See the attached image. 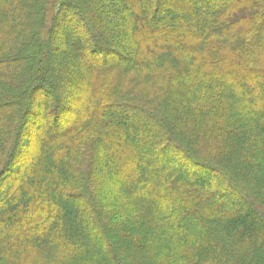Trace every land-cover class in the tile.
<instances>
[{
	"label": "trees",
	"instance_id": "obj_1",
	"mask_svg": "<svg viewBox=\"0 0 264 264\" xmlns=\"http://www.w3.org/2000/svg\"><path fill=\"white\" fill-rule=\"evenodd\" d=\"M196 4L0 0V264H264V0Z\"/></svg>",
	"mask_w": 264,
	"mask_h": 264
},
{
	"label": "rangeland",
	"instance_id": "obj_2",
	"mask_svg": "<svg viewBox=\"0 0 264 264\" xmlns=\"http://www.w3.org/2000/svg\"><path fill=\"white\" fill-rule=\"evenodd\" d=\"M187 1H189L190 3L193 1V0H187ZM227 1H229V0H204V1H199V0H197V7H196V10H194V11H197L199 14H198V16L200 17V19L201 20H203V19H205L206 18V12H207V8L209 9V10H213L214 8H217V7H220L222 4H224V3H226ZM166 3V2H165ZM165 16V18H163L162 20H160V17H158V18H153V19H151L150 18V22L151 23H161L162 21H166L167 23L168 22H170V20H171V18H169V15H168V13L167 14H163L162 15V17H164ZM189 18V16L187 15V13H185V15H183L182 16V19H188ZM160 20V21H159ZM55 30L57 31V33H58V36H59V34H61V33H63L65 30H69V31H71L72 29H67V28H65L64 27V25H63V21L61 20V18H59V20L57 21V25H56V27H55ZM76 33L77 34H80V35H84V33L85 32H81V31H77L76 30ZM54 42V41H53ZM61 46H60V48H58L57 49V51L58 50H60V52L61 53H63V52H65V51H68L69 50V46L67 45H63V44H60ZM43 48H45L44 46H42ZM48 48H50V47H48ZM47 48V49H48ZM50 57V52L47 50V59ZM59 57H61V56H59ZM110 58H111V56H110ZM46 59V58H45ZM109 59V58H108ZM90 62H93V63H96V65L97 64H100L101 65V59H99L98 57H96V58H94V59H88ZM110 60H112V59H110ZM34 61V60H33ZM47 62H49V59L47 60ZM78 95H79V92H77L76 94H75V98L77 99L78 98ZM72 107H73V109H78V103H73V105H72ZM136 116H138V114L136 113L135 114ZM44 127L45 126H47V124L45 123V124H42ZM51 126H54V125H51ZM56 126V125H55ZM38 136V133H36V135L34 136V137H37ZM28 152H29V150H28V148H25V149H23V156H25V155H27L28 154ZM141 152H143V150L141 149ZM25 154V155H24ZM169 163V162H168ZM169 164H173V163H169ZM184 168V167H183ZM185 170V169H184ZM190 171V170H189ZM196 171V170H195ZM249 173V172H248ZM10 179H12V178H10V175H9V178L7 179L8 181L10 180ZM7 180H4V178L2 179V180H0V197L2 196V198L6 195V191H4V193H3V190H5V188H6V185H7V183H8V181ZM214 183L216 184V185H224L225 184V179L224 178H221V177H214ZM241 185V183H239V186ZM2 190V191H1ZM118 255H120V258L121 259H123V255L122 254H120V253H118Z\"/></svg>",
	"mask_w": 264,
	"mask_h": 264
}]
</instances>
